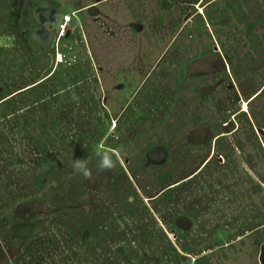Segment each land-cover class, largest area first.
<instances>
[{
	"label": "rangeland",
	"instance_id": "1",
	"mask_svg": "<svg viewBox=\"0 0 264 264\" xmlns=\"http://www.w3.org/2000/svg\"><path fill=\"white\" fill-rule=\"evenodd\" d=\"M94 1L78 0V8ZM97 8L101 13L94 18L80 12L78 28L64 42L75 47L62 45L67 57H76L78 84L70 98L77 106L69 117L74 123L62 116V132L56 131L54 106L45 107L42 116L43 107L33 98H20L16 108L26 107L25 102L29 108L16 116H8L6 104H0V264H256L258 246L255 235H247V210L253 206L254 225L264 222L257 216L264 211V161L250 144L254 135L241 112L251 118L248 107L260 110L264 105V95L250 105L245 98L249 84L257 81L259 91L264 89V82L259 84L264 74L258 73L264 60V0H107ZM72 9L67 5L69 13ZM249 22H256L253 34L247 31ZM131 23H141L143 29L133 31ZM213 45L222 49L221 61L229 63L228 78L216 95L206 94L203 105L197 82L183 79L181 66L187 60L191 70L210 69ZM113 61L122 63L111 69ZM122 67V78L112 81L113 71ZM130 68L131 78L123 80ZM118 82H125V91L111 87ZM105 87L111 89L109 96ZM99 101L112 109L111 116L96 112ZM219 122L230 147L239 141L245 145L233 147L232 164L217 147L209 161L215 143L211 125ZM200 132L213 140L209 153L197 147ZM187 135L194 144L184 148ZM156 142L172 150L169 163L157 170L173 173L164 184L154 182V168L135 177L124 164ZM103 152L112 155L111 169L99 167L97 154ZM204 159L209 162L198 174L174 186ZM76 160L86 163L89 178L73 170ZM46 162L55 165L38 184ZM115 167L123 168L125 180L115 179L113 192L102 193V182L108 174L115 176ZM167 186L172 187L167 196L152 200ZM87 189L99 195L98 205L91 203L96 200ZM131 206L137 215L135 221L129 219L130 230L123 217H130ZM91 213L106 214L107 228L99 226L94 241H83Z\"/></svg>",
	"mask_w": 264,
	"mask_h": 264
},
{
	"label": "flooded vegetation",
	"instance_id": "2",
	"mask_svg": "<svg viewBox=\"0 0 264 264\" xmlns=\"http://www.w3.org/2000/svg\"><path fill=\"white\" fill-rule=\"evenodd\" d=\"M107 1V0H95L94 2L90 3L85 8H78V0H72V1H65L63 3L61 0H0V104L5 103L7 106H11L8 109V116H16L20 114L19 112L23 109H28L29 105L28 102H25L26 107L18 109V108H12L14 105L15 107L18 106V103L22 99V97L26 100H34V104H41L43 107V114L42 116H46L47 113L45 110V107L54 106V112H55V130L62 132L61 130V121L62 116H68V119H71V124L74 123L72 118V111L75 110V107L77 106L76 100L71 99V92L77 90V84L78 81L76 80L75 76L73 75L75 70L73 66H75V59H72L70 61H67L64 64H57L55 63V55L56 52L62 45L68 46L67 48L73 49L75 45L73 43H70L69 45H66L64 42H68L67 40L71 39L73 37L72 33L73 30L78 28L79 22H80V12L86 10V13L93 17H97L100 15V10L97 8V5ZM67 5H72L73 9L69 13L66 10ZM66 15H70V22L67 24L65 28V32L63 36L60 35V24L62 23L64 17ZM139 25H142L141 23H131L130 28L131 30L135 31L136 27ZM248 31V30H247ZM75 36V35H74ZM64 43V44H63ZM208 53V52H207ZM223 51L219 47V45H213V49L208 53L211 56V60L208 63L209 68L206 69H190V62L187 60L182 63L181 66V77L183 79H186L188 83H192L193 81L197 82V90L200 94V100L203 102V105L205 101L208 100L209 97H212L217 94L218 89L220 88L222 81L228 78V74L226 72V65H229L227 61H225V64L221 61L220 55H222ZM220 57H218V56ZM224 55V54H223ZM225 56L228 58L227 54ZM75 57V56H74ZM76 58V57H75ZM122 62L119 61H113L111 64L113 65L111 69H114L115 67L119 68V64ZM108 69V66H106ZM125 67H122L121 71H113L112 81L115 78H122L123 70ZM212 68V71H211ZM130 68L129 70H126V74L123 77L124 79H127L130 77V75L133 73V71ZM142 70V68H138ZM69 70V71H68ZM139 70V71H140ZM100 71H105V68L103 66L100 67ZM135 72V71H134ZM70 73V74H68ZM131 78V77H130ZM38 79L34 83H29L30 81ZM111 79V78H110ZM111 83V82H110ZM125 82H118L113 89L119 90V91H125ZM38 86V92L32 91L30 94L28 90H31L32 88ZM102 89L104 88V85L101 86ZM106 88V87H105ZM107 89V88H106ZM208 89V92L206 93L205 90ZM111 90V89H110ZM108 91V96L110 95ZM263 88L258 90L255 94H251L249 98L247 99V105L251 104L253 100L256 99V97L262 92ZM52 92V93H51ZM29 94V95H28ZM163 94V93H162ZM206 94L208 95V98L206 97ZM21 98V99H20ZM156 99V98H155ZM157 99H160L159 96H157ZM156 99V100H157ZM105 102H108V97L104 98ZM157 104H159L158 101H156ZM117 104H120V101H117ZM4 105V104H3ZM155 105V104H154ZM221 106V104H220ZM96 112L99 111L100 115L103 116H111L112 115V109L108 108L107 105L101 103H97L95 105ZM104 107V108H103ZM248 107V106H247ZM249 108V107H248ZM125 110V107L123 106V110ZM21 111V112H22ZM220 111V109L218 110ZM246 111V110H243ZM75 113V112H74ZM74 114V119H75ZM213 117V116H212ZM202 124L205 121V116L202 118ZM206 123V122H205ZM204 123V124H205ZM209 125V124H207ZM220 122L216 123L214 125H211L212 131L214 135L212 139H214V145H213V152L211 154V157L209 158V161L213 158V154L215 153V149L218 144V140L221 138V126ZM71 126V125H70ZM219 130V131H218ZM135 135V129L132 130ZM255 131L261 135L264 134V129L259 128L255 129ZM262 131V132H259ZM217 132V134H215ZM134 137V138H135ZM209 137L206 135L205 132H200L197 144L198 148L200 149V152L206 151L207 153L210 152L212 149V139H208ZM190 137L187 135L185 137V144L184 148L191 147V143L194 144V142H190ZM250 144H253L252 141H250ZM252 146V145H251ZM118 147V146H117ZM193 147V145H192ZM119 148V147H118ZM235 149L241 150L242 147H240L238 144L235 147ZM172 156V150L169 145L165 143H151L147 144L145 147L144 152L141 156H136L131 161L130 159H125V163L128 167L131 173L136 177L140 173H144L146 170H150L151 168H154L156 171L161 170L164 166H166L169 161L171 160ZM208 161V162H209ZM246 161L249 166H251L252 170V156L249 152H247L246 155ZM206 159H204V162L202 166L195 170L193 173L189 174L187 177L182 178L178 180L174 186L180 184L181 182H186L193 178L196 174H198L202 168L207 164ZM125 167V166H124ZM123 168L121 167H115L114 175L111 174L106 177V180H103L102 186H104V192L107 194L112 193L113 189H110L111 182L116 180H125L126 174L123 172ZM118 175V177H116ZM156 178L154 179V182L160 181L161 184H164L167 179H173V173L170 172H158L156 174ZM127 176L130 178V175L127 173ZM122 178V179H121ZM127 178V179H129ZM132 179V178H130ZM120 185V183H119ZM170 186H173V183L170 184ZM167 186L166 188H163L152 200H156L159 196H161L165 191L170 190L172 187ZM96 192V191H95ZM92 193V190L87 189L88 195H93L91 201L93 204L100 203L101 200H99V195L90 194ZM98 194V193H97ZM107 200L104 198V201ZM98 205V204H97ZM99 206H102L99 204ZM102 208H104L102 206ZM253 206L251 205V209L249 208L247 210V235H255L253 244L258 246V256L256 260V264H264V222H261V224L254 222V216H253ZM96 209V206L95 208ZM106 213V211H105ZM263 214H257V216L264 219V211ZM95 217L100 220H95ZM258 217V218H259ZM106 214L101 215L100 217L97 215V213L94 215L92 214L90 221L88 222L87 226V233L86 236L82 237L83 241L87 240H95L96 228L98 226L107 228L105 226L106 224ZM257 218V219H258ZM21 225L19 226V233L24 229L22 225V221L19 222ZM172 223V222H171ZM170 223V224H171ZM177 223V221H175ZM168 226V225H167ZM190 227V226H188ZM261 233H260V232ZM7 232H3V234H6ZM10 238L11 235H13V230L9 231ZM8 234V233H7ZM20 237L18 236V239ZM178 237L175 236V240ZM181 239V238H180ZM191 241H186V243H189ZM202 257V256H201ZM200 259V257H199Z\"/></svg>",
	"mask_w": 264,
	"mask_h": 264
},
{
	"label": "trees",
	"instance_id": "3",
	"mask_svg": "<svg viewBox=\"0 0 264 264\" xmlns=\"http://www.w3.org/2000/svg\"><path fill=\"white\" fill-rule=\"evenodd\" d=\"M255 26H256V22H249L248 24H247V28H248V32L250 33V34H253V29L255 28ZM251 40V42H252V44L254 43V39H250ZM224 51H225V53L227 54V56H228V58H230V53L227 51V50H225L224 49ZM230 61L232 62V58L230 59ZM257 70V69H256ZM261 71L263 72V74H264V60H262V65H261V70H259L258 71V73L260 74L261 73ZM257 82V81H256ZM254 83V85L252 86L251 84H249V86H247V84H245V86H247V90H249L248 91V93H246V95H245V98L246 99H248L249 98V96L251 95V94H255L259 89L256 87V85L258 84V83ZM263 82L264 81H262V83H259L260 85H262L263 84ZM245 90V89H244ZM36 92H38V89H37V91ZM35 92V93H36ZM260 95L262 96V95H264V89L262 90V92L260 93ZM259 95V96H260ZM258 97V96H257ZM256 97V98H257ZM6 107L7 108H9V107H11V106H7L6 105ZM12 108H16L14 105L12 106ZM249 108L251 109V112H252V116H251V118L250 117H248V115L246 114V111H242L241 112V114L244 116V118H245V120H246V122H245V126L248 128V132H252V134L254 135V137H253V146L258 150V152L261 154V161L263 160L264 161V134H261V135H259V134H256L255 133V125L257 124L258 125V127L257 128H262V129H264V105H261L260 106V110H257V109H252V107H250L249 106ZM224 118H226V116H224ZM221 126V128H223V126L222 125H220ZM221 133H223L222 131H221ZM240 147H242V149H244L245 148V145H244V143L243 142H241V141H239V142H236ZM233 147H234V145L233 146H229L227 143H226V141H224V139L222 138V136H221V138L218 140V144H217V148H218V153H220L221 151L225 154V157H227V162H229L230 163V161H231V164L233 163V160L231 159V154L233 153ZM235 148V147H234ZM227 152H226V151ZM222 155V154H221ZM222 157L224 158V156L222 155ZM216 163L218 164V165H221L220 164V162H219V160L218 159H216ZM55 164H53V163H51V162H46V164L44 165V167L41 169V177L39 178V179H37V183L38 184H42L43 183V180L46 178V175H47V172L49 171V170H51L52 168H53V166H54ZM72 186L75 188V186L72 184ZM169 191H171V190H167V191H165L164 193H165V195L167 194L168 195V192ZM164 195V194H163ZM166 195V196H167ZM134 208H135V212H132L133 210H134ZM136 209H137V207H134V206H131V207H128L127 208V212H128V214H129V218H127V216H125V217H123V220L126 222V224H125V226L128 228V229H130L131 230V222H130V218H133V220L135 221V218H136V215H137V212H136ZM138 211V210H137ZM92 214H94V213H91V214H88L89 215V217H90V219H91V216H92ZM95 215V214H94ZM95 220H98V218H96L95 217ZM97 230H96V233H94V235L95 234H100V232H99V229H100V227L98 226V228H96ZM86 230H88L87 229V227H86ZM85 230V232H83L82 233V237H84V236H86V233H87V231ZM109 232V231H108ZM175 249V248H174ZM119 253V252H118ZM126 262H124V263H122L120 260H118V261H113V262H111V264H125Z\"/></svg>",
	"mask_w": 264,
	"mask_h": 264
},
{
	"label": "clouds",
	"instance_id": "4",
	"mask_svg": "<svg viewBox=\"0 0 264 264\" xmlns=\"http://www.w3.org/2000/svg\"><path fill=\"white\" fill-rule=\"evenodd\" d=\"M97 155L99 157V167L101 169H111L114 166V161L112 159L111 154L107 152H103V153H98ZM72 167L75 172H78L86 179L89 178L90 172L85 162L81 160H76L73 162Z\"/></svg>",
	"mask_w": 264,
	"mask_h": 264
},
{
	"label": "built area",
	"instance_id": "5",
	"mask_svg": "<svg viewBox=\"0 0 264 264\" xmlns=\"http://www.w3.org/2000/svg\"><path fill=\"white\" fill-rule=\"evenodd\" d=\"M70 17H71L70 15H66L64 17L62 23L59 26L60 27V35L61 36H63V34L65 32V28H66L67 24L70 22ZM72 59H75V57L74 58L67 57V53L63 50V47H60L58 49V51L56 52V55H55V63H57V64H64L67 61H70Z\"/></svg>",
	"mask_w": 264,
	"mask_h": 264
},
{
	"label": "water",
	"instance_id": "6",
	"mask_svg": "<svg viewBox=\"0 0 264 264\" xmlns=\"http://www.w3.org/2000/svg\"><path fill=\"white\" fill-rule=\"evenodd\" d=\"M142 29H143V25H139L138 27H136L137 31H141ZM259 132H262V131H259Z\"/></svg>",
	"mask_w": 264,
	"mask_h": 264
}]
</instances>
